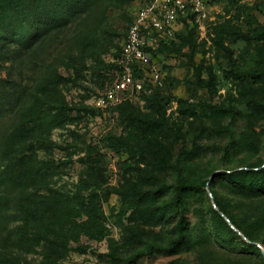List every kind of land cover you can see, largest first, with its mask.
<instances>
[{
	"label": "rangeland",
	"instance_id": "obj_1",
	"mask_svg": "<svg viewBox=\"0 0 264 264\" xmlns=\"http://www.w3.org/2000/svg\"><path fill=\"white\" fill-rule=\"evenodd\" d=\"M135 1H9L0 264H260L212 198L264 251V190L249 185L264 177L218 176L215 196L177 186L264 166V0H209L155 54L161 85L99 108ZM180 219L186 242L164 252Z\"/></svg>",
	"mask_w": 264,
	"mask_h": 264
},
{
	"label": "built area",
	"instance_id": "obj_2",
	"mask_svg": "<svg viewBox=\"0 0 264 264\" xmlns=\"http://www.w3.org/2000/svg\"><path fill=\"white\" fill-rule=\"evenodd\" d=\"M209 0H136L121 44L115 78L93 99L109 108L162 84V73L152 55L161 42L175 38L180 25L206 14Z\"/></svg>",
	"mask_w": 264,
	"mask_h": 264
},
{
	"label": "trees",
	"instance_id": "obj_3",
	"mask_svg": "<svg viewBox=\"0 0 264 264\" xmlns=\"http://www.w3.org/2000/svg\"><path fill=\"white\" fill-rule=\"evenodd\" d=\"M9 1L10 0H0V20L5 15V13L9 10ZM33 1L34 0H18V3L20 2L18 7L23 2H27L28 3L27 6L30 7V2H33ZM131 19H132V10L130 9V11L128 12V19L126 22V29H125L124 35L126 34V30L128 28L129 23L131 22ZM47 27H48L47 24L40 26V27L36 26V30L41 31V30L46 29ZM178 36H179V33L176 32L175 38H173L167 42H161L159 44V46L155 50L152 51V55L156 58L155 54L158 51H160L161 49L173 45L174 41L177 39ZM14 39H15L14 35H7L5 32H4V34L2 33V35H1V33H0V81L3 80V78L1 77V68L4 67V69L6 70V73H9L10 72L9 69L12 67V63H10V64L7 63V62L11 61V58L7 57V53L11 50V48H12L11 44L14 41ZM4 63H6L7 65ZM176 169L178 171V176H179V169H178L177 164H176ZM7 172L8 171L6 169H3L0 171V182H2L4 179L9 178ZM218 176L219 177L221 176L222 178H228L231 180L250 181L253 178L259 179L261 177H264V166L256 168V169H253V168H250V169H247V168L232 169L229 172L219 171V172H216L215 174H213L210 178L202 180L199 184L183 183V181L181 180V177L179 176L181 183H180V185L177 186V193L179 194L180 192H185L186 190H199V189L206 187L207 189H209V193H211L213 196H215L214 190L212 189V183L214 182V180ZM249 185L253 186V187L257 186L256 188H262L264 190V183L262 182V180H259V182L249 183ZM235 186L240 187L241 185H235ZM154 192H157V191H154ZM213 200L215 202V208L213 211L216 214H218V216L220 214L221 217H223L225 219L226 224L228 225V230L231 232V234L234 235V238L241 240L243 242V244L245 245V247L250 248L249 249L250 251L255 250V252L253 254L258 256L260 264H264V251H263V248H261L257 244L258 238L254 237L252 235L251 231L247 227L245 228L242 225H240L237 221H235L232 218V216L230 214H228V212L220 205L218 200H216L214 198H213ZM221 213H223L225 215V217ZM226 218H228L230 220V222L234 225V227L240 233L231 227V225L226 220ZM185 237H186L185 225L182 222V219H180L177 223V237L175 239H173L163 249V251L168 252V253L176 252L186 242Z\"/></svg>",
	"mask_w": 264,
	"mask_h": 264
},
{
	"label": "water",
	"instance_id": "obj_4",
	"mask_svg": "<svg viewBox=\"0 0 264 264\" xmlns=\"http://www.w3.org/2000/svg\"><path fill=\"white\" fill-rule=\"evenodd\" d=\"M212 203H213V205H214V207H215V202H214V200H213V198H212ZM224 217H225V215L223 214V213H221ZM226 220L229 222V224L231 225V227L232 228H234L235 230H237L235 227H234V225L230 222V220L228 219V218H226ZM238 231V230H237ZM239 232V231H238ZM240 233V232H239Z\"/></svg>",
	"mask_w": 264,
	"mask_h": 264
}]
</instances>
